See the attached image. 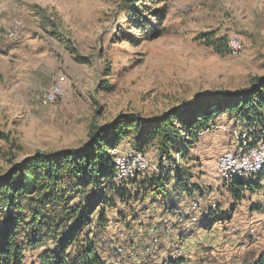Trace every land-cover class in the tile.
<instances>
[{
  "label": "rangeland",
  "instance_id": "374dc122",
  "mask_svg": "<svg viewBox=\"0 0 264 264\" xmlns=\"http://www.w3.org/2000/svg\"><path fill=\"white\" fill-rule=\"evenodd\" d=\"M208 32L226 38L224 53L203 38ZM258 79L264 80V0H0V181L37 153L81 150L93 133L122 119L118 129L138 117L150 131L174 108L184 111L212 92L247 90ZM57 81L63 95L48 100ZM240 124L219 116L185 157L178 147L161 157L158 137L138 145L135 126L129 128L109 151L115 162L141 154V177L164 168L171 180L158 185L162 194L128 185L127 203L107 190L116 204L106 207L110 221L97 237L105 206L99 190H75L73 205L89 197L82 212L90 222L80 234L100 241L107 264H252L264 250V174L260 189L238 199L218 170L225 157L242 154L241 136L233 134ZM178 176L199 187L193 197L179 198ZM21 207L27 210V201ZM210 208L229 218L202 227ZM11 212L0 205V232L13 225ZM17 233L21 264H51L56 239L44 231L36 247L28 227Z\"/></svg>",
  "mask_w": 264,
  "mask_h": 264
},
{
  "label": "trees",
  "instance_id": "16d2710c",
  "mask_svg": "<svg viewBox=\"0 0 264 264\" xmlns=\"http://www.w3.org/2000/svg\"><path fill=\"white\" fill-rule=\"evenodd\" d=\"M203 38L218 52L224 53L228 48L226 38L215 36L213 32L205 33ZM180 109L174 108L162 118L155 120L153 122L155 126L151 127L150 131L144 130L150 122H144L138 117L129 119L128 126L118 129V125L125 122L122 119L100 133H93L81 150L61 149L50 153H37L16 168L7 179L1 180L0 205L8 206L12 210L9 217H13V225L7 223L0 232V264L22 263L23 247L19 244L17 233V229L22 225L30 229L28 242L31 246L39 247L43 241L44 231L45 237L56 239V251L51 258V264H107L98 248L100 241L91 240L89 236H85L86 234H80L90 222V215L84 214V210L82 212V209H86L84 202L89 200V197L86 196L85 201L73 205L75 199L73 192L79 190L86 195L90 186H95L99 190L97 198L100 203H105V206L100 210L98 223L93 232L97 237V230L105 231L110 221L107 210L109 208L106 207H114L116 204L106 193L107 190L127 203L132 197L128 185H136L144 193L162 194L158 185L167 184L171 180V171L164 168L163 173L141 177L142 173L137 172L133 177L115 179L117 165L109 151L122 143L132 126H135L134 129L137 131L134 142L138 145L148 144L158 137L161 157L168 155L173 147L180 148L183 157L187 156L188 149L198 141L200 134L204 130H211L215 120L223 115L241 121L242 127L233 134L241 136L238 146L242 154L264 140V80L258 79L256 84L244 91H218L202 95L190 105V108L184 111ZM245 134L247 139L243 136ZM263 174L264 169L254 179L246 181L235 177L233 181L225 183L228 184L231 193L240 199L244 197L245 191L261 188ZM105 179H108L106 187ZM175 187L180 199L191 198L199 190L191 179L185 183L181 176L176 178ZM31 192L38 197L29 198ZM16 201H20L17 202L19 211L15 207ZM24 201H27V210L21 207ZM92 205L89 203L87 208L89 211ZM205 216L201 224L205 228L229 218V214L221 212L218 208H210ZM70 223L73 225L72 228L62 233ZM61 235L63 238L60 239ZM73 244L76 245L75 250L68 253L69 247ZM252 264H264V250Z\"/></svg>",
  "mask_w": 264,
  "mask_h": 264
},
{
  "label": "bare ground",
  "instance_id": "6f19581e",
  "mask_svg": "<svg viewBox=\"0 0 264 264\" xmlns=\"http://www.w3.org/2000/svg\"><path fill=\"white\" fill-rule=\"evenodd\" d=\"M63 82L57 81L51 85L48 90L47 98L48 100H54L57 97L63 95L64 87ZM248 152L262 153L264 152V143H259L256 147H252ZM247 153V152H246ZM144 159L141 154L131 155L130 157H119L117 159V176L119 179L125 177H133L138 172L136 170V164L140 163L142 169L147 167V163H143ZM138 165V164H137ZM264 169V153L262 156H244L241 154L239 156H233L230 154L225 157L218 166L220 178L225 182H231L236 176L243 178L245 180H250L255 178L261 170ZM260 171V172H259Z\"/></svg>",
  "mask_w": 264,
  "mask_h": 264
},
{
  "label": "built area",
  "instance_id": "2783aa9c",
  "mask_svg": "<svg viewBox=\"0 0 264 264\" xmlns=\"http://www.w3.org/2000/svg\"><path fill=\"white\" fill-rule=\"evenodd\" d=\"M264 152L262 153H255V152H247V153H244V156H257V157H260L262 156Z\"/></svg>",
  "mask_w": 264,
  "mask_h": 264
},
{
  "label": "crops",
  "instance_id": "0c3cea01",
  "mask_svg": "<svg viewBox=\"0 0 264 264\" xmlns=\"http://www.w3.org/2000/svg\"><path fill=\"white\" fill-rule=\"evenodd\" d=\"M218 223V222H217Z\"/></svg>",
  "mask_w": 264,
  "mask_h": 264
}]
</instances>
